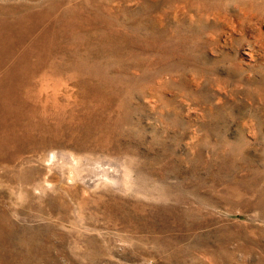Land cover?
<instances>
[{
    "label": "rangeland",
    "instance_id": "374dc122",
    "mask_svg": "<svg viewBox=\"0 0 264 264\" xmlns=\"http://www.w3.org/2000/svg\"><path fill=\"white\" fill-rule=\"evenodd\" d=\"M52 1L74 21L20 48L61 56L6 203L37 263L264 264V0Z\"/></svg>",
    "mask_w": 264,
    "mask_h": 264
},
{
    "label": "bare ground",
    "instance_id": "6f19581e",
    "mask_svg": "<svg viewBox=\"0 0 264 264\" xmlns=\"http://www.w3.org/2000/svg\"><path fill=\"white\" fill-rule=\"evenodd\" d=\"M9 1L0 0L1 29L6 28L0 31V66H6L5 61H7L13 67L0 77V264H38L37 259L48 253L47 248L39 241V229L25 228L26 226L11 220L10 206L7 207L6 203L9 202L8 197L12 199L11 195L16 188L11 185L15 178L21 183L32 182L22 174L24 171L22 166L25 163L24 157L21 158V150L24 146L27 147L29 135L33 134L32 130L38 125L39 98L34 96L35 93L37 94L35 87L37 78L42 69L52 67L59 52L20 48L62 46L63 39L58 27L62 23L73 22L74 18L69 19L68 10L63 13H60L62 10L58 12L57 3H53L52 0H39L38 3H34L36 0H18L14 3ZM78 13L82 14V12ZM40 35L43 37L37 39ZM77 41L75 39L72 42ZM59 55L61 56L60 53ZM18 125L23 128H18ZM8 189H10L9 196ZM26 190L30 191L28 188Z\"/></svg>",
    "mask_w": 264,
    "mask_h": 264
}]
</instances>
